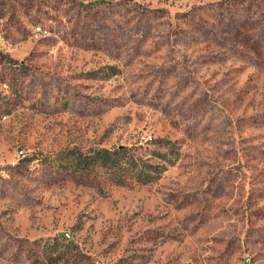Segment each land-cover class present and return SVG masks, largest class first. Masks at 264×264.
Listing matches in <instances>:
<instances>
[{
  "label": "rangeland",
  "instance_id": "1",
  "mask_svg": "<svg viewBox=\"0 0 264 264\" xmlns=\"http://www.w3.org/2000/svg\"><path fill=\"white\" fill-rule=\"evenodd\" d=\"M160 179L76 169L130 147ZM264 264V0H0V264Z\"/></svg>",
  "mask_w": 264,
  "mask_h": 264
},
{
  "label": "trees",
  "instance_id": "2",
  "mask_svg": "<svg viewBox=\"0 0 264 264\" xmlns=\"http://www.w3.org/2000/svg\"><path fill=\"white\" fill-rule=\"evenodd\" d=\"M160 150H154L155 162L143 158L137 150L130 147H118L115 149L96 148L88 153L73 150L65 155L64 159L76 169L94 170L99 169L112 175L118 183H125L127 179L147 184L161 178L163 173L176 163L180 150L177 142L172 140H158ZM56 236L54 242L49 244L44 252L45 259L51 264H59L64 254L59 252V238Z\"/></svg>",
  "mask_w": 264,
  "mask_h": 264
}]
</instances>
